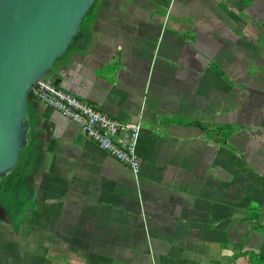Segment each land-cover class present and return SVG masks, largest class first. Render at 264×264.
Returning a JSON list of instances; mask_svg holds the SVG:
<instances>
[{
	"label": "crops",
	"instance_id": "crops-1",
	"mask_svg": "<svg viewBox=\"0 0 264 264\" xmlns=\"http://www.w3.org/2000/svg\"><path fill=\"white\" fill-rule=\"evenodd\" d=\"M52 74L141 115L140 175L29 93L38 199L0 264H260L264 0H99Z\"/></svg>",
	"mask_w": 264,
	"mask_h": 264
},
{
	"label": "water",
	"instance_id": "water-1",
	"mask_svg": "<svg viewBox=\"0 0 264 264\" xmlns=\"http://www.w3.org/2000/svg\"><path fill=\"white\" fill-rule=\"evenodd\" d=\"M95 1L0 0V184L32 143L31 87L66 52Z\"/></svg>",
	"mask_w": 264,
	"mask_h": 264
},
{
	"label": "built area",
	"instance_id": "built-area-1",
	"mask_svg": "<svg viewBox=\"0 0 264 264\" xmlns=\"http://www.w3.org/2000/svg\"><path fill=\"white\" fill-rule=\"evenodd\" d=\"M29 93L77 124L86 139L126 166L135 179L138 178L141 171V158L137 152L141 115L125 122L118 121L96 109L91 102L59 88L46 77L39 79Z\"/></svg>",
	"mask_w": 264,
	"mask_h": 264
},
{
	"label": "rangeland",
	"instance_id": "rangeland-1",
	"mask_svg": "<svg viewBox=\"0 0 264 264\" xmlns=\"http://www.w3.org/2000/svg\"><path fill=\"white\" fill-rule=\"evenodd\" d=\"M98 1L96 0L95 4ZM39 149L33 135V142L25 148L19 166L0 184V235L5 233L2 235L5 241L11 236L10 233H19L20 238L21 231L27 224L26 218L38 199L36 184L38 171L42 167ZM2 240L0 239V242Z\"/></svg>",
	"mask_w": 264,
	"mask_h": 264
},
{
	"label": "trees",
	"instance_id": "trees-1",
	"mask_svg": "<svg viewBox=\"0 0 264 264\" xmlns=\"http://www.w3.org/2000/svg\"><path fill=\"white\" fill-rule=\"evenodd\" d=\"M96 2V1H95ZM94 5H95V3L91 6V8L89 9V11L87 12V13H89L92 9H93V7H94ZM87 15V14H86ZM80 32V31H79ZM79 34V33H78ZM77 34V35H78ZM77 35L74 37V38H76L77 37ZM225 128H227V127H225ZM251 256H255L256 258H257V261H258V263H260V264H264V256H262V255H257V254H252L251 253Z\"/></svg>",
	"mask_w": 264,
	"mask_h": 264
}]
</instances>
